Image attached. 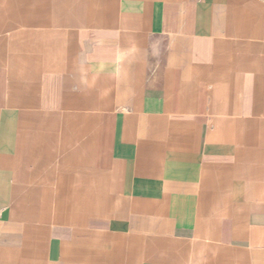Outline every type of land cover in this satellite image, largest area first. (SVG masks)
Masks as SVG:
<instances>
[{
	"label": "crops",
	"instance_id": "obj_1",
	"mask_svg": "<svg viewBox=\"0 0 264 264\" xmlns=\"http://www.w3.org/2000/svg\"><path fill=\"white\" fill-rule=\"evenodd\" d=\"M0 264H264V6L0 0Z\"/></svg>",
	"mask_w": 264,
	"mask_h": 264
},
{
	"label": "built area",
	"instance_id": "obj_2",
	"mask_svg": "<svg viewBox=\"0 0 264 264\" xmlns=\"http://www.w3.org/2000/svg\"><path fill=\"white\" fill-rule=\"evenodd\" d=\"M254 1L264 6V0H254Z\"/></svg>",
	"mask_w": 264,
	"mask_h": 264
}]
</instances>
